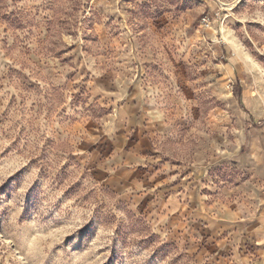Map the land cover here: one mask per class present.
<instances>
[{
	"label": "rangeland",
	"instance_id": "rangeland-1",
	"mask_svg": "<svg viewBox=\"0 0 264 264\" xmlns=\"http://www.w3.org/2000/svg\"><path fill=\"white\" fill-rule=\"evenodd\" d=\"M262 213L264 0H0V264H264Z\"/></svg>",
	"mask_w": 264,
	"mask_h": 264
},
{
	"label": "clouds",
	"instance_id": "clouds-1",
	"mask_svg": "<svg viewBox=\"0 0 264 264\" xmlns=\"http://www.w3.org/2000/svg\"><path fill=\"white\" fill-rule=\"evenodd\" d=\"M129 104L131 105V101H129ZM131 107L133 108V109H139V105H131ZM130 123H140V121H138V120H134V121H130ZM149 124H151V122H149ZM27 167V166H26ZM38 168H40V165L38 164L37 166H34L33 168H32V170H31V172H30V174H29V176H28V180H29V178L33 175V172L34 171H36ZM215 168V166H213V168H212V170ZM206 174V173H205ZM15 175V174H14ZM40 177V175L38 176V178ZM214 176L212 175V176H210L209 177V182H211V180H212V178H213ZM37 178V179H38ZM36 179V180H37ZM35 180V181H36ZM34 181V182H35ZM33 182V183H34ZM24 188V187H23ZM22 188V189H23ZM49 200V196H48V199L46 200V201H48ZM46 201H45V203H44V209L45 210H47V209H51L52 207H53V205H55V204H51V206H48V207H46L45 206V204H46ZM101 208H102V211L105 213V214H109V213H106V211H105V208L103 207V206H101ZM132 210V209H131ZM132 211H135V210H132ZM73 215H74V213H73ZM72 215V216H73ZM109 215H111V214H109ZM72 216H71V218L68 220V222L67 223H70L71 221H72ZM92 219V218H91ZM91 219H89L88 217H85L84 218V221L82 222V223H80V225H79V227H78V229H77V231H79L80 229H82V228H84L88 223H89V221L91 220ZM127 220H128V217H127ZM127 220H122V221H127ZM121 222V221H120ZM76 231V232H77ZM100 232V231H99ZM72 235V234H71ZM144 255H145V252L143 253V255L142 256H140V258H139V261L141 260V258H143L144 257ZM149 259V258H148ZM148 259H145L144 260V264H145V262L148 260ZM164 264H165V262H164Z\"/></svg>",
	"mask_w": 264,
	"mask_h": 264
},
{
	"label": "crops",
	"instance_id": "crops-1",
	"mask_svg": "<svg viewBox=\"0 0 264 264\" xmlns=\"http://www.w3.org/2000/svg\"><path fill=\"white\" fill-rule=\"evenodd\" d=\"M256 221L258 223V224H254L256 227L251 228L252 235L255 236L256 239H259V241L263 243L264 242V213H262L261 216L256 219Z\"/></svg>",
	"mask_w": 264,
	"mask_h": 264
},
{
	"label": "snow or ice",
	"instance_id": "snow-or-ice-1",
	"mask_svg": "<svg viewBox=\"0 0 264 264\" xmlns=\"http://www.w3.org/2000/svg\"><path fill=\"white\" fill-rule=\"evenodd\" d=\"M241 2V0H237V3L239 4Z\"/></svg>",
	"mask_w": 264,
	"mask_h": 264
}]
</instances>
